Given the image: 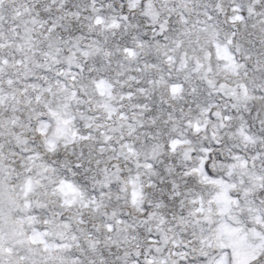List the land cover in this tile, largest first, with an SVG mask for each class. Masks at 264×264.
<instances>
[{"label":"snow or ice","instance_id":"snow-or-ice-1","mask_svg":"<svg viewBox=\"0 0 264 264\" xmlns=\"http://www.w3.org/2000/svg\"><path fill=\"white\" fill-rule=\"evenodd\" d=\"M0 264H264V0H0Z\"/></svg>","mask_w":264,"mask_h":264}]
</instances>
